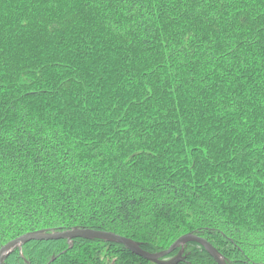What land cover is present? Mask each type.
<instances>
[{
  "label": "trees",
  "instance_id": "trees-1",
  "mask_svg": "<svg viewBox=\"0 0 264 264\" xmlns=\"http://www.w3.org/2000/svg\"><path fill=\"white\" fill-rule=\"evenodd\" d=\"M73 228L264 264V0H0V248ZM3 264L155 263L61 239Z\"/></svg>",
  "mask_w": 264,
  "mask_h": 264
},
{
  "label": "water",
  "instance_id": "water-1",
  "mask_svg": "<svg viewBox=\"0 0 264 264\" xmlns=\"http://www.w3.org/2000/svg\"><path fill=\"white\" fill-rule=\"evenodd\" d=\"M67 240L71 243L74 239H100L105 241H110L123 245L133 254L142 257L143 259L150 261L155 264H177L181 260L182 250L178 255L171 259L166 260V257L174 252L176 249L183 247L188 242H197L209 253V255L214 259L217 264H226L224 258L211 246L206 240L196 237L191 234L184 235L175 241L166 251L151 254L143 251L135 242L125 238L115 235L113 233L94 231L89 229H79L73 228L69 231L64 232H53L47 233L44 231L34 232L25 234L0 248V264H3L5 259L16 249H21V247L30 241H41V240Z\"/></svg>",
  "mask_w": 264,
  "mask_h": 264
}]
</instances>
